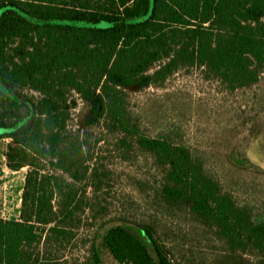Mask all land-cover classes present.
<instances>
[{"label": "trees", "instance_id": "1", "mask_svg": "<svg viewBox=\"0 0 264 264\" xmlns=\"http://www.w3.org/2000/svg\"><path fill=\"white\" fill-rule=\"evenodd\" d=\"M187 68L228 92L259 88L264 0H0V139L9 140L6 167L27 169L18 219H0V264H59L39 245L71 216V184L88 171L82 130L101 124L166 167L167 202L189 203L233 249L264 251V224L252 223L206 170L216 158H194L130 124L125 89ZM78 102L88 105L80 128L71 112ZM253 120L261 134L264 115ZM242 155L227 161L234 174L252 168ZM106 255L118 264H172L150 227L122 220L99 225L87 264H108Z\"/></svg>", "mask_w": 264, "mask_h": 264}, {"label": "rangeland", "instance_id": "2", "mask_svg": "<svg viewBox=\"0 0 264 264\" xmlns=\"http://www.w3.org/2000/svg\"><path fill=\"white\" fill-rule=\"evenodd\" d=\"M123 94L130 124L140 134L171 141L197 159L216 158L207 160L206 170L252 223L264 224V130L257 135L252 128L254 117L264 115L260 103L264 81L259 88L228 92L217 81L205 79L199 69L187 68L164 82L130 87ZM71 112L73 126L80 128L88 105L78 102ZM23 114L29 116L26 109ZM82 134L81 162L88 171L80 169L71 184L73 197L67 203L72 214L62 230L49 234L48 241L44 236L39 245L46 259L87 264L99 225L122 220L150 227L172 264H264V251L233 249L216 226L192 213L189 203L167 202L162 196L166 167L140 149L135 139L106 124L84 128ZM8 143L7 138L0 139V219L4 220L19 217L27 171L6 167ZM232 147L237 150L231 151ZM239 152L252 168L237 175L227 161ZM105 258L108 264H118L109 255Z\"/></svg>", "mask_w": 264, "mask_h": 264}]
</instances>
